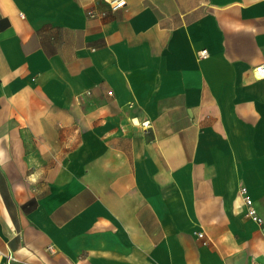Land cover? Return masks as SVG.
<instances>
[{
  "label": "crops",
  "instance_id": "crops-1",
  "mask_svg": "<svg viewBox=\"0 0 264 264\" xmlns=\"http://www.w3.org/2000/svg\"><path fill=\"white\" fill-rule=\"evenodd\" d=\"M263 63L264 0H0V247L264 264Z\"/></svg>",
  "mask_w": 264,
  "mask_h": 264
},
{
  "label": "built area",
  "instance_id": "built-area-1",
  "mask_svg": "<svg viewBox=\"0 0 264 264\" xmlns=\"http://www.w3.org/2000/svg\"><path fill=\"white\" fill-rule=\"evenodd\" d=\"M112 9L117 10L119 8L125 7L128 4V0H105ZM92 16H95L96 13L92 12ZM207 49H202L201 54L206 55ZM255 73L259 78H264V63L259 64L255 68ZM145 126H150V120H146L143 122ZM240 195L247 207V214L252 219L256 220L259 223H263V217L258 212V209L254 205V202L249 194V190L247 186L243 185L240 188ZM202 235V234H201ZM49 249H53L52 246H49ZM0 264H29L21 260L16 252L10 247L7 246L6 248L0 247Z\"/></svg>",
  "mask_w": 264,
  "mask_h": 264
}]
</instances>
